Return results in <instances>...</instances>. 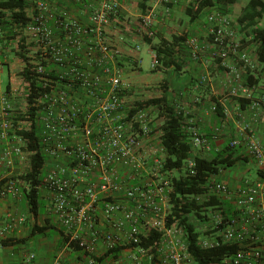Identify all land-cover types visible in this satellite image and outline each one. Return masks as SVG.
<instances>
[{"label": "built area", "instance_id": "1", "mask_svg": "<svg viewBox=\"0 0 264 264\" xmlns=\"http://www.w3.org/2000/svg\"><path fill=\"white\" fill-rule=\"evenodd\" d=\"M122 5L123 0H99L88 20L81 21L67 8L55 11L47 0H36L30 20L16 28L35 43L29 59L23 60V69L28 67L45 89L32 103L47 157L41 189L49 193L51 211L66 232L80 239L89 254L88 264H99L96 256L101 254V243L105 251L135 244L123 248L121 256L107 264H194L184 228L166 224L172 187L170 177L160 171L165 150L160 132L154 130L152 113L156 108L130 113L134 105L126 96L129 84L123 80L119 50L107 38L106 25L117 17ZM206 18L216 57L225 60L232 50L240 55L245 69L257 66L246 50L238 49L237 27L228 14L213 9ZM50 19L54 21L50 23ZM152 20L151 12L140 18L148 36L155 34ZM4 36L0 23V73L5 64ZM189 44L196 57L201 48L198 37H192ZM151 56L155 68L160 61L156 52ZM31 92V82L24 77L20 90L0 89V166L5 169L0 173L2 197L22 192L19 173L13 172L17 161L25 157L26 140L18 130L29 129L33 119L17 117L19 112L26 113ZM263 104L264 94L253 107ZM187 130L192 149L208 144L195 125L188 123ZM243 142L261 170L259 176L243 178L241 185L233 188L214 175L202 196L206 200L216 197L219 203L212 209L215 223L205 229L200 245L231 243L238 247L221 264H264V131L258 137L246 124L242 138L229 145L236 149ZM185 165L189 173H196L193 152ZM10 220L0 231V249L5 232L23 219ZM151 230L160 233L159 239L148 247L139 245L140 235ZM34 259L35 253L27 256L29 264ZM53 264H64L61 254Z\"/></svg>", "mask_w": 264, "mask_h": 264}, {"label": "crops", "instance_id": "2", "mask_svg": "<svg viewBox=\"0 0 264 264\" xmlns=\"http://www.w3.org/2000/svg\"><path fill=\"white\" fill-rule=\"evenodd\" d=\"M35 1L30 0L27 7V13L30 18L34 14ZM47 1L53 10L57 11L61 8H67L71 14L78 17L81 21L88 20L89 14L99 2V0ZM138 1L123 0L122 8L117 17L112 18L106 25L107 38L109 42L117 47L119 50V61L125 65L123 66V80L125 84H129L128 89H126L127 99L129 101L132 99V82H165L168 87L166 93L170 103L183 111L185 129L187 130L188 123L195 125L208 141V144L194 148V155L211 157L214 153L224 150L233 139L242 138L246 124H248L250 132L261 137L264 131V106L253 107V103L261 97L263 87L261 84L255 87H250L247 84L246 70L238 53L230 54L229 58L225 60H220L214 55V47L211 44V37L208 35L209 23L206 18L208 11L202 12L196 19L191 20L186 8L193 0H177L173 2L151 0L149 12L153 14L152 27L155 34L148 36L145 33V27L140 24V18L145 14L140 12ZM132 17L137 18V21L134 22ZM49 21L52 23L54 20L50 19ZM121 24L125 25L126 32L121 33L118 30ZM237 27L239 30V25ZM135 31H138L139 34L135 33ZM185 32L186 40L178 57L182 70L166 67L158 68L156 71L160 72V78L156 76L151 80H143L136 76V70L126 68L128 63H135L137 68L139 67L138 53L136 51L139 44L135 43L148 42V39H150L151 42L148 43L150 44L152 55L154 51L152 44L158 43L163 38L169 39L173 34ZM20 35L24 36L22 32ZM20 35H17L15 40L28 43L27 48L29 51L27 55H29L34 50L35 43L30 42L29 38H24L22 41ZM192 37H198L201 45L196 57H194L189 44V40ZM120 40L121 42L117 45ZM128 41L136 46H128ZM2 42L5 47V40ZM17 45L16 43V47ZM255 48V44H250L244 50L257 62ZM4 52L5 64L3 71L0 73V89L18 91L23 86V76L19 74V71L25 65L23 58L19 54L11 55L7 51ZM6 72L8 81L3 85L2 75ZM8 83H10L9 88L7 86ZM239 97L251 99L250 104L242 107ZM216 101L220 102L222 106L221 113L213 109ZM246 147V142H243L238 148L233 149L236 155H241L243 158L234 165L223 168L219 174L215 175L233 188L241 185L245 172L249 173L252 169H255L257 178L261 171L250 158ZM24 161V159L17 161L13 168L15 174L22 169L25 164ZM4 170L0 166V173H4ZM42 198L45 206L38 219L35 220L30 214L22 192L17 196H0V231L6 227L11 218L23 219L8 229L4 234V238L29 237L35 222L40 225H45L46 223L54 225V228H49L45 235L36 233L25 242L3 245L0 249V264H29L27 256L30 253H35V259L30 264H53L58 254H61L64 264H88L87 258H84L78 252H73L66 246L61 247L59 245L61 239L60 228L65 229V227L51 211L49 193L42 190ZM105 250L104 244L101 243L99 245V253H103Z\"/></svg>", "mask_w": 264, "mask_h": 264}, {"label": "trees", "instance_id": "3", "mask_svg": "<svg viewBox=\"0 0 264 264\" xmlns=\"http://www.w3.org/2000/svg\"><path fill=\"white\" fill-rule=\"evenodd\" d=\"M151 0H139L138 7L142 14H147L150 10ZM237 0H193L186 8L187 14L191 20L196 19L202 12L210 13L213 9H219L226 13L230 4H234ZM30 0H0V23L3 24L5 35L15 38L20 35L16 28L21 27L30 20L27 13V7ZM239 25V30L238 26ZM237 32L240 33V45L238 49L244 48L250 44H255L257 66L255 68L246 67V82L250 87H255L259 84L263 87L262 95L264 94V0H246L241 13L237 17L235 24ZM25 36H22L23 39ZM186 32L181 34H173L171 38H163L158 43L152 44L154 52H156L160 64L153 68L166 67L175 70H182V65L178 61L179 53L185 43ZM150 43L151 40L148 39ZM27 44L21 42L19 54L24 61L29 59L27 52ZM234 52L230 50V54ZM218 59H222L217 57ZM123 66V63L120 62ZM25 79L30 80L32 92L29 95V105L26 113L19 112L18 119L31 118L33 119L32 126L29 129H20L18 133L25 138L24 151L29 153V165L18 178L21 180V191L28 205L31 216L37 220L41 214L45 203L42 198L41 185L43 183L44 171L43 167L47 160L46 155L42 151V144L38 137V121L36 118V107L32 104L34 99L41 95L45 89L37 84V80L32 77L28 67L19 71ZM163 93L160 96L148 98L146 100H136L132 102L134 107L130 110L133 114L137 109L143 107H155L159 111L162 122L159 127L154 128L161 134L164 145L163 164L160 169L162 174L168 175L171 180V192L169 212L166 216V224L171 226L174 223L181 225L184 228L188 239V248L192 255L194 264H221L222 260L227 256H233L237 251V245L231 243H222L212 247H202L199 243L201 231L197 228L196 221H192L189 215L192 213L203 221L208 218V209L217 205L216 197H211L206 200L204 194L208 191V181L214 175H217L225 167L234 165L241 160V155H236L230 145L224 150L214 153L211 157L195 155L196 173H189L185 162L193 152L192 145L189 139L187 130L185 129L184 114L182 110L174 107L168 98L166 83L163 84ZM8 88L10 83L7 84ZM261 95V96H262ZM242 107L250 104L251 99L239 97ZM264 106V104H263ZM215 110L218 113L222 112L220 102L216 101ZM156 123V121H155ZM177 172V174H173ZM199 196V197H198ZM228 204V203H227ZM229 214H226L224 220L228 219ZM223 224L219 225L222 227ZM54 228V225L46 223L40 225L37 222L32 227L30 236L38 233L40 235L47 234L49 228ZM61 239L59 245L66 246L73 252H78L84 258L89 257L88 252L84 249L80 239H73L66 232V228H60ZM29 236V237H30ZM160 233L151 230L149 234L142 233L140 235L139 245L148 247L150 244L159 239ZM29 237L12 238L7 237L2 239L3 245H12L25 242ZM134 243L118 245L112 249L96 256L99 264H106L107 261L119 258L121 251L125 247H133Z\"/></svg>", "mask_w": 264, "mask_h": 264}, {"label": "rangeland", "instance_id": "4", "mask_svg": "<svg viewBox=\"0 0 264 264\" xmlns=\"http://www.w3.org/2000/svg\"><path fill=\"white\" fill-rule=\"evenodd\" d=\"M246 0H238L236 1L234 4H230L228 9L226 10V14L229 15V17L232 19L233 23L236 24L237 22V17L239 16V14L242 11L243 6L245 5ZM134 22L137 21V18H133ZM118 30L122 33V32H126L127 30L125 29V25L121 24L118 27ZM135 33L139 34L138 31H135ZM240 31L238 32L239 34V38H240ZM22 36L20 35V38ZM124 38V37H123ZM4 40H5V51L9 52L11 55H15L17 54V52L19 51L18 48L21 47V40L19 41L20 47L17 46L16 47V43H18L15 38H11L9 36H7V34L4 36ZM143 40V39H142ZM157 40V39H156ZM120 41L117 42L120 43ZM128 46L132 47V46H136L134 44H132L130 41H128ZM135 44H139V47L136 48L137 51V59H138V65L139 67L137 68L135 63H128L126 65V68H132V70H136L135 74L136 76H139V78L143 79V80H151L152 78H155L156 76L159 77L160 72L154 70L152 68V56H151V48H150V44L147 41L144 42H137ZM123 66L124 63H123ZM16 69V68H14ZM167 77V76H166ZM160 78V77H159ZM2 80H3V85H5L8 81V74L7 72L4 73L2 75ZM140 80V79H138ZM133 86H132V99L130 100L131 102H134L136 100H146L148 98L151 97H155V96H160V94L163 91V81H158V82H132ZM153 116L155 118L156 121V125L157 127H159L160 123L162 122V118L159 115V111L158 109H154L153 111ZM24 166L22 167L21 170H19V175L28 168V164H29V152L24 151ZM173 174H177V172H174ZM256 170L252 169L251 172L244 174V178H249V179H255L256 178ZM44 201V200H43ZM213 208L208 209V218L207 220L203 221L202 219H200L199 217L195 216L194 214H190L189 217L192 221H196V225L197 228L199 229V231H201V235L205 234V229L211 225H214V216H213Z\"/></svg>", "mask_w": 264, "mask_h": 264}]
</instances>
